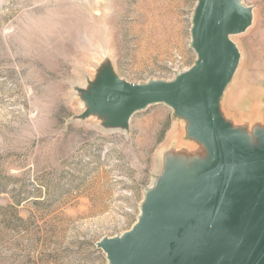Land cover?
Segmentation results:
<instances>
[{
	"label": "rangeland",
	"instance_id": "1",
	"mask_svg": "<svg viewBox=\"0 0 264 264\" xmlns=\"http://www.w3.org/2000/svg\"><path fill=\"white\" fill-rule=\"evenodd\" d=\"M229 35L236 69L219 114L251 152L264 136V0ZM197 0H0V264H108L96 243L138 222L169 174L209 160L164 103L113 121L109 80L173 81L196 59ZM254 126L249 144L247 127Z\"/></svg>",
	"mask_w": 264,
	"mask_h": 264
},
{
	"label": "water",
	"instance_id": "2",
	"mask_svg": "<svg viewBox=\"0 0 264 264\" xmlns=\"http://www.w3.org/2000/svg\"><path fill=\"white\" fill-rule=\"evenodd\" d=\"M251 12L239 0H197L190 45L194 63L173 81L132 85L109 80L96 99L113 121L164 103L189 120V133L210 158L187 179L169 173L132 228L96 245L108 264H264V136L256 152L225 123L219 100L239 58L229 35L242 32Z\"/></svg>",
	"mask_w": 264,
	"mask_h": 264
},
{
	"label": "bare ground",
	"instance_id": "3",
	"mask_svg": "<svg viewBox=\"0 0 264 264\" xmlns=\"http://www.w3.org/2000/svg\"><path fill=\"white\" fill-rule=\"evenodd\" d=\"M231 128L234 129L233 126H230ZM247 132H248V135H249V138H248V141H249V144L252 145L253 141H254V138H255V128L254 126H251L250 128L247 127Z\"/></svg>",
	"mask_w": 264,
	"mask_h": 264
},
{
	"label": "crops",
	"instance_id": "4",
	"mask_svg": "<svg viewBox=\"0 0 264 264\" xmlns=\"http://www.w3.org/2000/svg\"><path fill=\"white\" fill-rule=\"evenodd\" d=\"M197 140V139H196Z\"/></svg>",
	"mask_w": 264,
	"mask_h": 264
}]
</instances>
